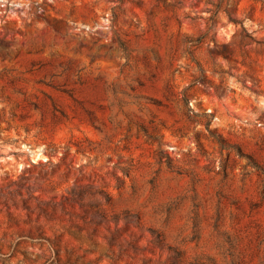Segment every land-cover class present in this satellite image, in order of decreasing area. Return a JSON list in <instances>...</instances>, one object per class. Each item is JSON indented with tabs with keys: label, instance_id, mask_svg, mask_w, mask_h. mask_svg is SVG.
Masks as SVG:
<instances>
[{
	"label": "rangeland",
	"instance_id": "obj_1",
	"mask_svg": "<svg viewBox=\"0 0 264 264\" xmlns=\"http://www.w3.org/2000/svg\"><path fill=\"white\" fill-rule=\"evenodd\" d=\"M0 264H264V0H0Z\"/></svg>",
	"mask_w": 264,
	"mask_h": 264
}]
</instances>
